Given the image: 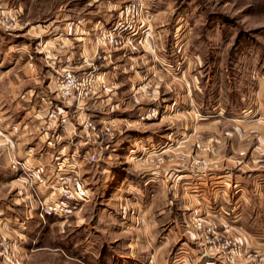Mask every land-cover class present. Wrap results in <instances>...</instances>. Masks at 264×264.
<instances>
[{"label":"rangeland","instance_id":"1","mask_svg":"<svg viewBox=\"0 0 264 264\" xmlns=\"http://www.w3.org/2000/svg\"><path fill=\"white\" fill-rule=\"evenodd\" d=\"M0 15L16 17L15 30L0 27V172H23L10 165L12 127L20 91L34 86L17 79L34 64L37 86L53 77L49 106L66 115L65 152H77L67 161L87 188L62 215L11 208L20 233L0 232V264H224L202 256L208 227L239 225L219 230L220 214L236 211L220 207L222 178L225 196L243 185L244 213H258L259 225L241 227L264 234V0H0ZM65 15L69 28L101 21L100 43L75 57L78 67L60 65ZM67 70L93 79L87 95L58 98Z\"/></svg>","mask_w":264,"mask_h":264},{"label":"crops","instance_id":"2","mask_svg":"<svg viewBox=\"0 0 264 264\" xmlns=\"http://www.w3.org/2000/svg\"><path fill=\"white\" fill-rule=\"evenodd\" d=\"M64 18L66 21L67 16L65 15ZM100 23L101 21L99 19L93 20L90 25L87 24L86 26V24L84 25L83 21L76 20L74 24L69 28L66 21L63 26L60 25L59 31L55 30L60 35L58 46L61 50L65 51L63 55H59L60 65H71L74 67H78L80 65V59L75 57L77 55L81 57L83 55V50L85 49V47H91L92 49L93 46L97 44V42L100 43V40L98 38ZM125 35H127V33ZM54 40H56V37L53 38L52 43H45L47 50H53V48H55L56 42ZM124 40L125 41H123L122 45L123 47H126L127 37ZM68 51H70V53H68ZM29 65L33 68L31 69V67H29L30 69H27V73H25L22 78L18 77L17 79V82L19 81V85L21 86L23 84L22 82H30V80H33L34 86L26 87L25 89L20 91L25 92L19 95L20 97L25 99L24 101L20 100L18 102L21 105V115L12 127V129H16L15 133H18V137H15L16 154L20 158L28 157V159L34 165L42 166L45 170L46 176H53V173L55 171V162L57 161L56 155L61 154V156L58 158H64V156H70L71 154H76L77 152L75 150L72 153L65 152L66 146L68 145V140H66L65 138L67 135L66 132L64 134L62 131L68 129L69 126L67 124V121L58 127L45 124V115L51 108V101L55 100L52 99L53 95L51 96V93L53 91V88H51L50 86L53 77L48 75V77H50V80L46 79L45 84L47 85L41 87L37 86V84L41 81V79L39 78V73L37 69H35L36 67H34V64ZM19 89L20 87L17 88V91H19ZM262 96L264 98V93ZM49 104L51 105L49 106ZM12 133L14 132L12 131ZM31 134L34 135L30 136ZM75 148L76 147H74V149ZM0 175V232H4V228H8V226H10L9 228L14 230L16 233H20L19 223L21 221H19V223H16L15 221L9 223L11 221V218L13 219L14 214L8 212H10L11 208L15 207L28 208L36 206L37 200L35 194L37 193V191H34L33 187L31 186V176L23 172L8 170L4 173L0 172ZM225 183L227 182L223 178L220 180H216L214 183L216 186H219V188H222V205L220 207L222 210L228 211L229 209H231L232 211L236 210L237 212L235 211V216L220 214V219L222 222H220L221 227L219 230L233 232V230H231V227H233L235 224H239L237 225L238 228H235L233 233H236V235L241 237V239L245 243L249 244L251 248H264V234H262L263 232L261 233L255 230H249L248 228L241 227L246 224L245 220L247 219L250 220L249 223L247 222L248 224L259 225L257 211L255 212L257 216L251 214L250 219L246 216V214L248 213H244L245 211H243L244 207H246L245 205H247V196L244 195L243 189L244 186H239L238 184H236L238 186H236L237 188H235L234 193L237 194L233 195L230 198L229 195H227L228 197L224 195ZM256 187L260 189V186ZM39 192L41 194L43 193V195H46V192H49V190L43 186H40ZM9 193H12V196L10 200H7L6 197L8 196L6 194ZM254 193L257 195V198H260V191H255ZM254 208L256 210H259L258 205L252 204L251 209ZM4 212L9 215H3ZM7 223L10 225H8ZM205 258H209L210 262H215V260L210 256H207ZM162 261L164 262V260L161 259V263ZM155 262H158L156 261V258ZM206 264H209V262L206 261Z\"/></svg>","mask_w":264,"mask_h":264},{"label":"built area","instance_id":"3","mask_svg":"<svg viewBox=\"0 0 264 264\" xmlns=\"http://www.w3.org/2000/svg\"><path fill=\"white\" fill-rule=\"evenodd\" d=\"M140 5L149 6L157 0H138ZM132 8H136L134 4ZM127 14V8L126 12ZM15 15L4 18L0 15V27L7 30H15ZM121 30V27L114 26L112 32L107 34L109 42L116 43V31ZM93 79L90 76L81 78L77 77L72 71L67 70L57 84V96L61 100H66L72 97L74 92L87 95L92 86ZM44 120L46 125L58 127L65 123L66 115L60 106L50 108ZM86 126L95 128L92 122H86ZM7 131L0 125V144L6 143ZM61 155H56L55 171L53 176H46L42 166L34 165L28 157L20 158L18 155H13L11 158V167L20 169L27 175L31 176V185L34 191H39V187L43 186L49 190V196L38 198L37 206L40 208L41 216L62 215L68 209L70 201L82 199L87 194L81 176L78 174V165L72 162L68 163V159L73 160L75 154L58 158ZM92 158L99 159L100 152L92 153ZM196 226L203 228L204 224L201 220H197ZM209 231L206 234V248L202 252V256H210L213 259H218L224 264H264V248H251L245 243L241 237L236 234L221 233L215 231L213 227H208ZM4 242H2V245ZM190 264V263H186Z\"/></svg>","mask_w":264,"mask_h":264}]
</instances>
